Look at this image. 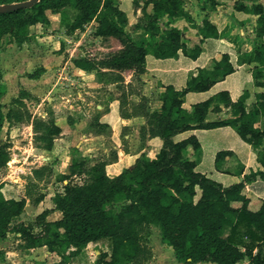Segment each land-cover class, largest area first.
Returning <instances> with one entry per match:
<instances>
[{"label": "trees", "instance_id": "trees-1", "mask_svg": "<svg viewBox=\"0 0 264 264\" xmlns=\"http://www.w3.org/2000/svg\"><path fill=\"white\" fill-rule=\"evenodd\" d=\"M21 1L25 0H0V5ZM150 3L146 35L130 39L120 53L101 60L104 68H136L143 73L147 55L167 59L183 53L196 59L202 52L204 39L225 36V31H220L208 18L203 19L201 26L195 24L185 9L184 0H150ZM218 4L217 0H204L202 9L212 10ZM67 5L75 9L72 16L63 9ZM234 9L257 16L260 41L251 51L240 53L237 64L250 65L254 84L262 87L264 3L261 0H236ZM49 10L60 12V25L67 35L83 30L92 21L99 36L119 37L125 33L127 15L119 0H39L30 7L0 13V42L6 35H12L18 46L28 43L32 39L30 26L50 23ZM178 20H185L196 28L201 42L190 46L183 36L185 29L175 24ZM72 61L86 71L97 70L98 63L89 59L73 58ZM235 70L230 54L223 53L210 67L198 68L195 74H191L184 88L166 85L160 95V109L151 110L141 102L134 113L146 119L140 131L142 138L158 136L162 139L157 156L144 158L133 167L111 176L106 170V160L74 155L70 173L58 176L60 181L68 180L63 192L54 195V206L39 213L33 223L20 220L12 224L14 219H20L27 197L37 204L44 196L33 198L32 192L27 191L26 197L8 198L0 183V240L10 232H18L22 238L20 249L28 251L46 246L60 257L53 264H74V259L90 242L107 240L109 250L100 251L95 264H144L153 256V250L145 241L143 232L148 225H154L160 229L162 243L173 248L180 263L238 264L248 258L253 264H264V200L259 208L252 209L251 199L244 192L245 182L264 179V126L259 125L260 121L264 122V90L255 93L251 109L247 108L250 96L247 89L236 100L228 90H221L194 103L190 109L183 106L188 92L208 91ZM108 79L115 82L114 78ZM100 81H103L102 77ZM117 87L121 88L119 84ZM4 89L0 67V131ZM119 99L122 115L128 116L123 106L127 103V95L121 93ZM223 107L230 109V116L207 119L210 111L220 112ZM55 119L54 111L48 110L46 118L34 120L37 147L52 149L54 140L61 134ZM96 124L104 129L108 127L107 124L101 125L99 120ZM91 126H95L93 122ZM222 126L233 127L244 141L251 144L263 166V169L250 171L242 181L230 185H223L197 169L202 156L197 135L175 139L185 131ZM232 154L230 150L218 151L216 168L221 169L225 159ZM7 162L6 152L0 148V168ZM47 172L52 173L51 167L43 165L35 168L29 177L41 180ZM236 201L241 205L234 206ZM121 202V208L114 207ZM55 209L62 212V217L48 220L47 216Z\"/></svg>", "mask_w": 264, "mask_h": 264}, {"label": "rangeland", "instance_id": "rangeland-1", "mask_svg": "<svg viewBox=\"0 0 264 264\" xmlns=\"http://www.w3.org/2000/svg\"><path fill=\"white\" fill-rule=\"evenodd\" d=\"M119 1L127 15L124 28L125 33L119 37H104L97 35L94 30L95 22L93 21L86 24L83 30H79L73 35H67L65 29L60 25V12L49 10L47 14L50 18V23L47 25L38 23L30 26L29 32L32 34V39L28 43L18 46L13 41L12 35H6L0 42V67L2 69V81L5 85L4 93L1 97L3 126L0 131V148L6 152L8 157V162L0 168V183H2L3 186L8 184L10 188H13V192L17 197H22L27 191L32 192L33 198L41 195L45 197L47 195L45 198L43 197L42 209L53 204L52 198L56 193L63 192L64 184L53 181L55 176L50 174V172H47L41 180H35L29 177L32 176L33 170L39 166V163L35 161L38 151L29 153V157V151L24 152V149L30 146L31 138L34 142V120L36 118H46L48 110L54 111L57 109L59 115L70 116L71 119L77 117L86 118L85 123L81 125L83 129H85L86 132L90 131L97 133L98 130H103L104 127L96 124L97 120L100 118V114L103 112V109L97 108L96 105L102 101L101 99L107 98L105 95V86L110 83L108 78H114L113 81L119 84L122 90H127L128 92L132 90L136 93L138 91L140 92L138 89H141L142 80L139 79L140 73L136 68L108 69L104 68L100 63L101 60L108 59L120 53L130 39H140L146 35L148 23L147 14L152 7L150 0ZM203 1L204 0H199V3ZM63 9L66 10L70 16L75 13V9H73L71 5H67ZM199 13V16H202V18L209 19V17H211L210 10H207L205 13L199 10ZM227 15L226 11L219 10L216 20L220 21L225 18L224 23L227 24V33H225V36L234 44L238 51V55L242 52L254 49L260 41L257 32V17H251L249 22L243 26H236L233 25L234 23ZM163 22L164 20H161V23ZM37 36H45V39L37 41ZM183 36L190 46L194 45L190 42L195 40L192 32L184 31ZM57 53H64L68 58L73 56L72 58H85L97 62V70L91 72L94 74L93 78L95 82H100V78L102 77L103 83L100 85L92 84L91 87L86 83V86L90 89L89 91L91 92L92 90V92L91 94L90 92L85 93V96L81 97L78 91L83 87L71 81L68 77L64 78L65 74L64 76L59 74V71L61 72L59 68L62 66L63 62L57 61L54 58ZM42 62L53 64L52 67L57 73L41 79L40 75L43 71L41 67ZM65 72H68V69H65ZM101 73L104 75H100ZM70 74H73L72 68ZM262 82V87H258L254 84L256 91L264 90V77ZM55 83L58 84L53 89L52 84ZM148 93L150 94L148 97L143 95L146 98L144 100H142L141 97H138V99L135 96L127 100V103L123 106L124 111L129 114L128 116H130L131 113L128 110L130 108L134 110L135 105L141 102H145L151 110L157 108L158 104L156 102L159 95H157L154 90ZM86 96L91 100V103L86 105L87 110L84 111L82 104L86 102ZM251 107V104H247L248 109H251ZM227 113L228 116L231 115L230 109ZM91 122H93L95 126L90 127L89 125ZM100 123L104 125L103 122ZM259 125L261 127L264 126L263 120L260 121ZM138 128L139 135L137 133V137L139 142L135 147L136 156L133 161H131L130 167H133L144 158H151L144 149V141L148 136L142 138L140 132L141 127ZM123 132L125 133V130H123ZM103 133L105 135V146L94 158H98L99 160L104 159L110 163L117 158L116 154H118L117 148L114 147L116 142L113 138V136L116 135L113 134V131L109 127H106ZM74 154L76 153L74 152ZM232 164L233 166L235 165L236 171L240 170V163L234 164L232 161ZM125 169L126 168L121 169L118 174ZM49 196H51V199ZM122 205L123 202L116 203L114 207L119 209ZM35 217L36 212L32 209L24 217L14 219L12 224H17L20 220L33 223ZM55 217L56 215L52 214L50 218ZM37 230L39 229L36 226L35 231ZM159 235L154 225H148L143 232V237L151 248H158L161 242L159 241ZM21 241L22 238L13 232L7 235L5 241H0V264H37V260H44L41 264L54 263L50 257H46L48 253L35 252L34 250L24 251L20 249L19 244ZM96 250H109V242L103 240L99 241L97 245H91L87 251L85 250L84 254L74 259V264H95L99 255L96 254ZM167 252L168 250L165 249V247L164 252L158 251V253H160V259L166 260V262H159L157 264L174 263L170 262L171 255ZM238 264L253 263H251L248 258H245Z\"/></svg>", "mask_w": 264, "mask_h": 264}, {"label": "crops", "instance_id": "crops-1", "mask_svg": "<svg viewBox=\"0 0 264 264\" xmlns=\"http://www.w3.org/2000/svg\"><path fill=\"white\" fill-rule=\"evenodd\" d=\"M184 1L185 9L189 11L193 19H196L194 20V23L198 26H201L203 24L204 18H202V16H199V10L200 12L202 11L205 13L207 10L210 9H202L203 2L199 3V0ZM217 1L219 2V4L216 6L215 9L210 10L211 17H209V20L213 22L219 28L220 31L224 30L225 33H227V24L224 23L225 18H223L224 20L221 19L220 21L216 20L217 12L219 10L226 11V13L228 14L227 16L231 18V21L234 23L233 25L236 26H243L249 22V19L251 17L256 16L234 9V2L236 0ZM261 1L264 3V0ZM175 24L180 28H184V31L192 32L193 36L195 37V40L190 41L192 44L201 42V36L197 33V29L191 27L188 22H186L185 20H178ZM43 39H45V36H37V41H42ZM201 46L202 52L196 59L189 58L183 53H180L178 57L167 59H160L156 58L153 55H147L146 69L143 73H140L139 75V79L142 80L141 89H138L140 90V92L138 90L137 93L133 92L132 90L129 92L127 90H122V88L117 87V83L115 82H110L108 85L105 86V95L107 98L101 99L102 101L100 100L101 102L97 103L96 105L97 108L103 109V112L100 114L99 122L107 124L108 127L111 128V130L113 131V134L116 135L113 136V138L116 142V145L114 147L117 148L118 153L117 158L108 163L106 166V170L109 175H118L121 169L130 167L131 161H133L136 156L135 147L139 142L137 137V133L139 135L138 127H142L146 124V119L143 115L139 113H134L139 104L135 105L134 110L132 108L128 110L129 112H131L130 116H122L121 102L119 99L121 93H125L127 95L128 100L133 96L137 98H142L143 95H145L148 97L150 95L148 92L154 90L155 93L159 95L156 102L158 106L157 108H154V110L160 109L162 105L160 95L164 91L166 85L172 84L177 89L184 88L188 77L191 74H195L198 68L210 67L213 61L215 59H219L223 53H229L232 62L236 66L235 72L228 75L224 80L217 82L208 91L188 92L185 96L183 106L185 108L190 109L194 103L205 100L211 95L221 90H228L232 99L236 100L244 92V90L247 89L250 91V96L247 100V104L252 105L254 103L255 93L258 90L256 91L254 87L251 66L247 64H237L238 51L234 44L228 39V37L224 36L221 38H206L201 42ZM72 57L70 56L68 58L66 57V55H64V53H57L54 56L57 61L63 62L62 66L59 68V70H61V72L59 71V74L61 76H64L65 74L64 78L68 77L71 81L77 83L79 86H82L83 88L78 91V94L83 97L85 96V93L90 92V89H88L86 83L89 84L91 87L92 84L100 85L103 82H95L93 78V72L76 67L72 61ZM52 65L53 64H47L46 62H42L41 67L43 71L40 75L41 79L45 78L48 75L57 73V71L53 69ZM71 68L73 70V74H70ZM65 69H68V72H65ZM57 84L58 83L52 84V88L54 89ZM85 103L82 104V106L84 107V111L87 110L86 105L91 103V100L88 98V96H86ZM227 111H229L228 107H223L220 112L210 111L208 113L207 119L216 120L225 118L228 116ZM54 113L56 116L55 122L58 126H60L61 134L54 140V145L52 149L47 150L37 147L34 144L33 139L31 138L30 146L28 148H25L24 152L29 151V157V153L33 151H38V155L35 159V161L39 163V166L37 167L49 165L52 169L51 174L55 176L53 181H58L60 183L66 184L68 180L60 181L58 180V176L60 174L70 173V165L73 156L83 155L96 157L100 153V150L105 146V135L103 132H86L85 129H83V126H81L86 121V118L84 117H77L75 119H71L70 116L59 115L57 109L54 110ZM123 130H125V133L123 132ZM190 134L197 135L202 146V156L200 163L197 165V169L214 178L215 180L221 182L223 185H230L236 182H240L244 179L245 174L249 173L250 171H257L259 169H263L262 164L257 159V154L254 148L251 146V144L244 141L238 135L236 130L231 126H222L211 129H193L176 135L175 139H182ZM144 143V149L148 153L149 157L155 158L157 153L160 151L163 142L162 139L158 136H148L146 137ZM220 150H230L233 152V154L228 156L223 162L221 169H218L215 166V158L217 152ZM74 152L76 154H74ZM232 161L234 164H241L240 170H235V165L233 166ZM2 190L8 198H21L17 197L14 194L13 188H10L8 184H5ZM244 192L251 199L250 208H259L261 201L264 200V179L258 178L252 182H245ZM23 196L26 197L25 194H23ZM49 197L51 199V196ZM42 204L43 199L37 204H34L30 200V198L27 197L26 206H30V208L29 211L25 213V215L29 213L32 209H34L37 216L43 210L50 209L54 206V204H51L42 209ZM233 205L238 207L241 205V202H233ZM52 214H55L56 217L50 218ZM24 216L20 215V217ZM61 217L62 212L58 209H55L49 213L47 219L56 220ZM155 229L158 230L159 235V227L155 226ZM13 233H16L17 236L21 237L20 233ZM5 240L6 238L0 241L3 242ZM159 241H161V236L159 238ZM98 243L99 242H90L80 255L84 254L85 250L87 251V249L91 245H97ZM164 247L168 250L167 253L171 255L170 262H174L173 264H184L177 261L173 248L162 243V241L160 242L158 248H152L153 256L145 264H157L159 262H166V260L160 259V253H158V251L164 252ZM30 250H34L35 252L48 253L46 254V257H50V259H52V261L54 262L60 259L57 254L51 253L46 246L29 249L28 251ZM100 251L101 250H96L95 252L98 255ZM43 261L44 260H37V264H41V262ZM198 264L214 263L205 262Z\"/></svg>", "mask_w": 264, "mask_h": 264}, {"label": "water", "instance_id": "water-1", "mask_svg": "<svg viewBox=\"0 0 264 264\" xmlns=\"http://www.w3.org/2000/svg\"><path fill=\"white\" fill-rule=\"evenodd\" d=\"M39 0H25L21 2H14L8 4L0 5V13L1 12H8L13 11L20 8L30 7L33 4L37 3ZM30 206H25L24 211L21 213V216H24L27 211H29Z\"/></svg>", "mask_w": 264, "mask_h": 264}]
</instances>
